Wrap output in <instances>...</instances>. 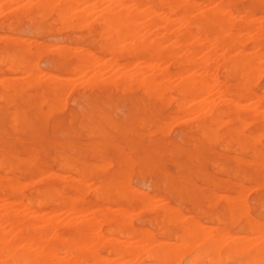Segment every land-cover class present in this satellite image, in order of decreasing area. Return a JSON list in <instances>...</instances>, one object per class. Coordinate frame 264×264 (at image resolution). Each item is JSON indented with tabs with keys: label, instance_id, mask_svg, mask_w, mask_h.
I'll return each instance as SVG.
<instances>
[{
	"label": "rangeland",
	"instance_id": "rangeland-1",
	"mask_svg": "<svg viewBox=\"0 0 264 264\" xmlns=\"http://www.w3.org/2000/svg\"><path fill=\"white\" fill-rule=\"evenodd\" d=\"M33 1H35V2H33ZM37 1L38 0H17V1L16 0H0V58H2V59H0V94H2V96L0 95L2 97V99L0 98V149L2 148L0 150V159H2L0 161V164H1L0 165V176H5V177L9 176L8 178H11L13 180L18 179L17 181H19L20 183L22 181V184L24 185L23 193L25 196L28 194L26 197L34 196L36 194V192H35L36 190L42 189L43 187L47 186L51 182L54 183V185L57 189H59L60 186L63 184H76L77 183L76 185H78L79 188H81L80 189L82 191V192L80 191L81 195L79 194V191H78V193L74 192L72 189H70L67 186H65L64 189H62L64 192L60 191L61 195L66 196L65 194H67V195H73L74 197L79 196L78 198H83V200L85 202H87V204H93L95 206L96 205H99V206L102 205L103 206V204H104V206L111 207L112 210H114L118 206L119 207V209H118L119 213H121L122 216L124 217L123 218L121 216V218L124 219V220L123 219L122 220L123 221L127 220V222H130L128 224L125 222L123 223L122 228H121L122 231L126 230L127 228H135V229L138 228L139 229L141 227L140 230L148 232L147 229H150L149 233H150V231H151V233L153 232L154 234L153 233L152 234L158 240V243L156 242L155 245L158 244V246H159V244L161 243L160 247H162V248L174 247L175 241H176V243H179L180 241H182V243L180 242L181 244L180 243L176 244L177 245L176 249L173 252H171L172 256L170 255V253L168 254L167 257L168 258L171 257V259L164 257L165 260L167 259L166 262H163L165 260L163 259V256H161V255L155 256V258L154 257L149 258L148 255L146 254V252L144 251V249H142L144 251V253H142V251H141V254L136 255V256H131L128 254H117L116 252L114 253V251L112 249L110 250L109 246H104L105 248L103 247V248L99 249L100 252L99 251L98 252L100 254L99 256L104 255L100 259H103L102 261H105V264H115V263H112V261L113 262L116 261V263L118 264V263H121L124 261H128V260L130 261L131 259H132L131 262H140L141 264L142 263L143 264L144 263L150 264V262L152 264L153 263L157 264V262H158V264H165V263L166 264H168V263L173 264L174 261H176V263H174V264H188L191 261H194L193 264H215V262H217L218 260H219V262L217 264H246V261H247V264H264V260L262 259V258H264V256L261 255V254H264V251H263L264 234H262V233H264V231H262L264 229V213H262V212H264V211L261 209L262 207H264V186H262V185H264V183H263V181H264V167H263V165H261V164H264V162L261 163V161H260L259 164L253 163V162L261 159L262 155H264V139H263L264 135L262 136L264 129H262L260 126H258L249 117L246 118L242 112L240 113V119L245 118V120L248 123L244 122L245 124L243 123V125L244 126L246 125L245 127L248 126L247 128L240 125V124H242V119L241 120L240 119H238V120L226 119L229 117L225 114H223L220 117V119L224 118L223 120H220L221 123H219L220 122L219 121L218 124L217 123L211 124L208 121V115H207L208 113L206 112L207 111L206 106L203 108V110L201 112L202 114L204 113V115L206 114L205 116L204 115L200 116V114H201L200 111L190 110L193 112L189 111V113L187 112L188 113V115H187V113L184 109L179 110L178 109L179 108L178 107V104H179L178 100H180V96L175 91H171L169 93L170 95L168 94L165 96V98H163V99H166L165 101H167L169 96L173 95L174 97L171 96V97H173V99H172L173 101L171 100V97H170L169 103L168 102L162 103L163 101L161 102V100H163V99L159 100L158 98H155V97L150 96V95L148 97V94L145 93V91L143 92L144 87L140 84L137 85L138 83L137 84L134 83L135 85H137L135 87V85L133 83L128 84V86L127 85L124 86L122 84L123 85L122 86L121 84H117V83L115 85V82L110 81L115 75L120 73L118 70H120V71L124 70L125 76L127 78H130V77L136 78L137 76L143 75V73H140V74L138 73V72H140V70H141V72L142 71L144 72L145 69L150 68V66L151 67L152 66H158V67L162 66L160 68H167L169 70H174L177 67H185V64H178L177 65L176 61H171V63L168 62L170 59L163 60L166 62H163L162 60H160V61L152 60V61L143 62L141 59L135 60V58H131L130 56L129 57L128 56L117 57L114 54L108 53L106 51V48H108L109 46L114 45V44H106V43H108L110 41L109 39L111 38L113 31L111 30L112 33L110 32V35H109V31H107L104 34L103 31H101L102 28L104 27V25L99 24L98 20L101 17L100 15H102L103 11L106 9V7H108V5H105V4L109 3V5H110L112 0H110V1L102 0L103 3H101V4L97 3L99 0H85V3H84V1H82L83 3H80L81 2V0H80V2L77 3L78 6H77V4H74V3H76V1H75V2H73L74 7H75V8L73 7L74 11H76V10L81 11V9H83L85 7L86 10L88 9L89 15L85 14L84 15L85 17L84 16L81 17L80 18L81 20H80L79 16H75V18L72 19V17L74 15L70 16V14H68L66 16H68L69 19L71 17L72 20H69L66 16H64V18H67L66 23L64 22L65 21L64 18L62 19L63 16L61 17V15H59V13H58L59 7L54 6V9H56L54 11H53V6H51L49 8L48 7L42 8L43 6L37 8L36 7ZM77 1H79V0H77ZM3 2H4V4H2ZM27 2L29 4H27ZM30 3H31V5H30ZM256 3L257 2H252L251 0H235L234 6L238 10L242 9V7L243 8L250 7L256 15L261 16V14L264 12V8H263L264 4L263 3L256 4ZM96 4H97V6H96ZM210 5H213V4H210ZM86 6H87V8H86ZM102 6L104 7L103 11H102V9H103ZM27 7H28V9H27ZM208 7H209V5L207 6V8ZM85 9H83L82 11L84 12ZM24 10H26L27 12H25ZM47 10L51 14L49 12H46ZM20 11L21 12L23 11V12L20 13ZM88 11H85V13L86 12L88 13ZM90 11H92L91 13H93V14H91ZM100 11H101V13H100ZM40 12H41V14H40ZM57 13H58V16H60L59 18H61V21L58 20L59 18L57 16ZM94 16H96V17L94 18ZM77 17H78V20H77ZM76 22H78L80 25H82V27L79 26L78 23L76 24ZM82 22H84V23H82ZM74 23L76 24V26H78L77 28L75 27ZM250 33L252 34L253 32H250ZM250 33H248V34L251 36ZM106 34H108L107 37H110L109 39L106 37ZM2 37H4V38H2ZM15 38H16V40H14ZM17 38L19 39V41L21 43L18 41ZM169 41L172 42L171 39H167L166 44H168ZM166 44H164V45H166ZM120 45H122V44H120ZM167 46H170V45H167ZM25 47L27 49H25ZM82 47H85L86 50L84 51ZM86 47H88V48H86ZM210 48L211 47H207L206 48L207 51L210 50ZM78 49H80L81 52ZM60 50H61V52H60ZM246 50L251 51V53H257L258 51H260L259 49L256 50V48L254 46H249V44H248V47L246 48ZM75 51H79V52L77 53ZM177 51H178V49H177ZM185 51L186 50L184 48H181V49L179 48V51L177 53L181 56L184 53H186ZM205 51L206 50H204V52ZM221 51H223L222 54H224L226 51L227 53L233 55L236 52H238V49L237 48H234V49L231 48L228 50L223 49ZM221 51H220V49H219V51L216 50V52H218L217 54H220ZM13 52H15V53H13ZM59 52L61 53V55L59 54ZM72 52L75 54L72 55ZM82 53L85 56H86V54L91 55V56H92V54H94V56H93L94 58L92 57L93 61L92 60L88 61V59H90V58H88L86 56L87 58L85 57V59L88 61V64H87L88 67L80 68V69H83L84 71L77 69V70H73L74 71L73 72L72 69H73L74 64L77 63V60H78L77 57L78 58L81 56L84 57L82 55ZM4 55H6V56H4ZM70 56H72V57H70ZM10 57H12V58H10ZM16 57H17L18 61L16 60ZM118 59L119 60L121 59V60L119 61ZM8 60L10 63L7 62ZM141 61L143 63H141ZM5 62H6V65H5ZM27 62H28V64H27ZM11 63L14 64V65H12L14 68L11 67V65H7V64H11ZM114 63H115V65H114ZM116 63H118V64H116ZM134 63H135V65H134ZM21 64H24V65H21ZM98 64H99L100 68L99 67L96 68V66H98ZM122 64H124L123 68L121 67ZM175 64H176V66H175ZM140 65H141V67H140ZM172 65H174L175 67L174 66L172 67ZM117 66L119 67V69L117 68ZM5 67H7L8 69L9 68L14 69L15 73L12 71V69L6 70ZM21 69H23L24 71ZM30 69H32V70H30ZM223 70H224L223 67L220 66L219 67V75L221 76L220 79H222V75H224ZM126 71L128 73H126ZM26 72H28V75ZM44 72H46V73H44ZM133 73H136V75ZM93 74H95L96 76H94ZM36 75H38V76L36 77ZM91 75H93L92 78H91ZM49 76L58 79L57 81L61 82V83H59V85L60 86L62 85L65 88V90L63 87H62V89H59L60 87H58V89L50 88L48 85V82L50 79ZM55 76H57V77H55ZM70 76H71V78H69ZM32 77L34 80L35 79L37 80L36 83H33L34 80L32 79ZM44 77L47 79H45ZM97 77H98V79H97ZM11 79L13 80L12 81L13 84H10L11 85L10 86L9 83L11 82ZM93 79L95 81H97L96 82L97 85ZM108 79L110 82L108 81ZM257 79H258V81H255L256 84H254L253 88L255 89V91L260 92L264 86L263 85L264 84V74L263 73L260 75L257 74L255 80H257ZM8 80L10 81L9 83H8ZM14 80L15 81L18 80V81H16L17 83L16 82L14 83ZM21 80L23 83L21 82ZM24 80H25V83H24ZM38 80H40L41 82ZM233 80L235 81L234 78H230L231 83H234ZM65 81H67V82H65ZM104 81H106V83ZM215 81H214V84H215ZM18 82H20V83H18ZM1 84H3V85H1ZM4 84H6L7 86H10V87H8L9 88L8 90H6L7 87L5 88ZM23 85H24V87H23ZM26 85L29 86V88L26 87ZM39 85H41V86H39ZM114 85L117 87V89H115ZM12 87L15 88V90L12 89ZM122 87H126V88L122 89ZM42 88L44 90H42ZM127 88H129V89L127 90ZM19 89L22 91L21 92L22 94L21 93L18 94L20 92ZM121 89H122V92H121ZM35 90L37 91L38 96H37ZM39 90H40V92H39ZM53 91H54V93H53ZM54 96H55V98H54ZM20 99H21V101H20ZM155 99H157V100H155ZM211 99L214 101L215 97L211 98ZM211 99H209V100H211ZM40 100H42L43 102ZM216 100H219V98L216 97ZM171 101H172V103H171ZM142 102L144 103L145 107L143 106ZM174 102L177 104H175ZM34 103H36V104H34ZM243 103H245V102L240 101V105H243ZM25 105H26V107H25ZM47 107L50 108L49 109L50 112H47V110H46ZM145 108H146V110H145ZM160 108H161V110H160ZM51 109H53V110L51 111ZM149 110H151V111H149ZM175 111H177V112L174 113ZM183 111H184V114H186L185 116L183 114ZM198 112H199V114H198ZM7 113H8V115H7ZM46 113H48V115ZM87 113H88V115H87ZM157 113H158V115H157ZM84 114H86V116ZM191 114H193V116ZM194 114L196 116V119L194 118L195 117ZM173 115H175V116L179 115V116L173 117ZM180 116H182V117H180ZM188 116L191 117V119L188 118ZM198 116H200V117L197 118ZM172 117H173V119H172ZM177 117L182 118V119L178 118V121H177ZM183 117H185V118H183ZM12 118L14 121L16 119L17 122L15 123L12 120ZM22 119H24V120H22ZM170 120L172 121L173 124L171 123ZM181 120H183V121H181ZM227 120H229V121L225 122ZM70 121H72V123ZM169 121H170V124L167 123ZM184 121H185V123H184ZM238 121H239V123H238ZM240 121H241V123H240ZM50 122H52V125ZM196 122H197V125H196ZM222 123L224 124L223 126L221 125ZM80 124H82V125H80ZM10 125H12L13 128H11ZM94 125L96 128L94 127ZM184 125H187V126H184ZM215 125H216V128H215ZM23 126L25 129L23 128ZM219 126H221L222 128L219 129ZM90 127L92 130H89ZM147 127H149L150 129H148ZM196 127H198V129ZM242 127H244L246 130L243 129ZM162 128L164 131L162 130ZM167 128H169V129H167ZM203 128H204V130H201ZM217 128H218V130H216ZM154 129H155V131L157 130L156 133H155ZM166 129H167V132H165ZM249 129H250V131H248ZM13 130H14V132H13ZM148 130L151 132H149ZM161 130H162L163 134H161ZM205 130H207V133ZM210 130L212 131L211 133H210ZM261 130H263V132ZM3 131L5 134L3 133ZM91 131H93V132H91ZM153 131H154V133L151 135V133ZM203 131H204V134L201 133ZM231 131H232L233 137L229 136ZM259 131H260V133H257ZM140 132H141V134H140ZM148 132L150 134H148ZM221 132H224L225 135L222 134L221 139H220ZM31 133L33 134V137H32ZM91 133H93V134L91 135ZM145 133H146V135H145ZM199 133H201L203 135L206 134L205 136L209 135V137L205 138L203 135H201ZM233 133H236V135ZM255 133H257L256 135L259 139V140L257 139V142L255 140L256 136H254L255 138H253V136H250L252 134L255 135ZM211 134H213L214 137ZM118 135H119V137H118ZM150 135H151V137H150ZM210 136L213 137L212 141L216 138H218V139H216L218 141L212 142ZM15 138H16V140H15ZM148 138H149V140H148ZM207 138L208 139L210 138V139L208 140ZM242 138L244 139V141L246 140L245 138H248V140H246L247 143H243L244 141L242 140ZM39 139H40V141H39ZM183 139H184V143H182ZM234 139H235V141H234ZM252 139H253V141H252ZM8 140H10V141H8ZM31 140L33 142H30ZM207 140L209 143L207 142ZM225 140H228L229 143H228V141L226 142ZM37 141H39V142L37 143ZM168 141H169V144L171 146L168 144ZM239 141L242 144V146H240V147H243L242 149H240V147L238 146V144L241 145ZM19 142H22V143H19ZM68 143H69V145H68ZM211 143H212V145H210ZM38 144H40V145H38ZM223 144H226V146L228 148L224 147L225 145H223ZM194 145H196V146H194ZM219 146L223 147V150L221 148L219 149ZM235 146H238V147H235ZM197 148H198V150H197ZM60 150L63 153H61ZM239 150H241V151L239 152ZM252 150L254 152V155H253ZM235 151H237L238 153L237 152L234 153ZM255 151H256V153H255ZM169 152H172V154ZM91 153H93L92 157H91ZM99 154L102 157L103 156L104 157L103 158L100 157ZM248 154L251 157H249ZM255 154H257V157L255 156ZM202 155H204V156L202 157ZM126 156H128L129 158ZM144 156H145V158H144ZM219 156H222V157L219 158ZM62 158L66 159V160H62ZM192 158H193V160H192ZM212 159H214V160H212ZM251 159H253V160H251ZM250 160L253 162H250ZM263 160H264V158H263ZM8 161H10L11 163H9ZM64 161H65V163L66 162L68 163V164L66 163L65 166H64ZM105 161H107L106 163L108 164V166H107V164H103ZM61 162H62V164H61ZM97 162H99V163L97 164ZM156 162H158V163H156ZM238 162H240V163H238ZM3 163L5 164L4 166H3ZM110 163L112 166L109 165ZM166 163H167V165H166ZM169 163H170V166L168 165ZM235 163H237V164H235ZM12 164L15 166V168ZM60 164H61V166L59 167ZM213 164H215V166L217 164V166L214 167ZM9 165H12V166H9ZM68 165H69V167H67ZM172 165L174 166V168ZM63 166L65 167V169L63 168ZM75 166H76V168H78L77 169L78 171L75 170ZM97 166L99 169L97 168ZM219 166H222V167H220L221 169L218 168ZM9 167L11 169L9 171H7V169H9ZM12 167H13V169H12ZM56 167H59L61 169L59 170V168H56ZM100 167H101V169H100ZM259 167H261V168H259ZM81 168H82V170H81ZM115 168H116V171H115ZM123 169L126 171H124ZM144 169H146V170H144ZM237 169L239 171H237ZM17 170H21V171H17ZM99 170H100V172H99ZM215 170L218 171L219 174L217 172L215 173ZM45 171L49 172L50 174L46 173ZM80 171L82 172L81 175H83V176L80 175V173H81ZM55 172H56V174H55ZM57 172L61 175L65 174V173L67 175L65 174V175H63L64 177L59 176V178H58L57 175H59V174ZM112 172H114V173H112ZM42 173H43V175H45V176H43V179L40 178V176H42L41 175ZM234 173L235 174L237 173V176H235ZM104 174H106V175L108 174V176H106ZM110 174H112V175L110 176ZM50 175H52L53 177ZM68 175L71 179H72L71 176H73V177L75 176L76 177V178L74 177L75 180L72 179L70 181V180H68L69 178H65ZM145 175H146V177H145ZM150 175H153V176H150ZM46 176L47 177L49 176V177L46 178ZM112 176L113 177L115 176L116 178L115 177L113 178ZM36 177H37V179L34 180ZM78 177H82L84 180H82V178H78ZM100 177H101V180H100ZM238 177H239V179H241V181L238 179ZM60 178H64V179L59 180ZM110 178H111V180H110ZM39 179L41 180V182L38 181ZM65 179H67L68 181H66ZM114 179L116 182L114 181ZM188 179H190V180H188ZM77 180H79V181H77ZM24 181H26V182H24ZM28 181H29V183H28ZM82 181H83V183H82ZM99 181H101V182H99ZM112 181H114V182H112ZM78 182H79V184H78ZM214 182H215V184H214ZM237 182H238V184H237ZM30 183H34L33 184L34 186H31ZM80 183H82L83 185L85 183V185H87L86 189H84L85 185L82 186V184H80ZM112 183H114V184H112ZM257 183H258V185H257ZM260 183H262V185ZM98 184H100L99 186H101V187H98L97 186ZM88 185L89 186L91 185L92 187L91 186L89 187ZM119 185H120V187H117ZM251 185H253V186L257 185V187H258V188L256 187L257 191H255L254 187L252 188V190L249 189V188H251L250 187ZM58 186H59V188H58ZM102 186H104L105 188H103ZM246 186H247L249 192H248V190L246 191V189H247ZM135 187L137 190L134 189ZM174 187H177V188H175L173 190ZM89 188H91V190ZM111 189L112 190L114 189L115 193H114V191L112 192ZM120 189H122V191ZM239 189H242L241 191L243 194L246 191L247 195L242 194L240 196V191L237 192V190H239ZM84 190L85 191L87 190L86 191L87 193H85ZM88 190H90V191H88ZM116 190L118 193H116ZM92 191H93V193H92ZM141 192L142 193L144 192V193L142 194ZM236 192H237V194L239 193V195H237ZM96 193L100 194L101 196H99V198H97V195H95ZM145 193L149 196L148 198H147V195ZM221 193L225 194V195H222ZM129 194L131 196H129ZM218 194H220V197L217 199ZM58 195H59V192H58V194L57 193L55 194V198H58L59 197ZM160 195L162 196L161 199L158 198V196L161 197ZM228 195H230V196H228ZM232 195H235V196L232 197ZM236 195H237V197L239 196L238 197L240 199V200L238 199L239 201L237 200ZM223 196H224V198H222ZM227 196H228V198H227ZM243 196L246 198H244ZM125 197H127V198H125ZM213 199H216L215 200L216 203ZM225 199L226 200L228 199V200L226 201ZM150 200H151V202H150ZM224 200L227 203L229 201L231 203L229 202L226 205V202ZM241 200L244 201V203L247 202L244 209L246 208V206L248 204V206H247L248 209L243 211V212H245V214H247L248 217H250L252 219V223L254 225L256 224L254 229H250L253 231L252 233L249 230V227H247V226H249V223H245V220H244L245 215L244 214L242 215V213H241V211L244 210V209H242L244 206V203H242ZM162 201H163V203H162ZM156 202H157V204L154 205V203H156ZM208 202H210V204ZM233 202H234V204H232ZM239 202H240V204L243 205V206H241V208L239 207L240 206ZM236 204L239 206H235ZM160 205H162V206L160 208H158V211H159V213H158L157 207H159ZM230 205L234 206V207L230 208ZM259 205H261L262 207ZM227 206L230 208L229 209L230 211L232 209V213H230V211L227 210L228 209ZM113 207H114V209H113ZM121 207H123V208H121ZM117 208L115 210H117ZM176 208H178V209H176ZM238 208H240L241 211ZM159 209H161L162 211H160ZM180 211H182V212H180ZM200 211L201 212L203 211V212L201 213ZM62 212H63L62 210L59 211V213H62ZM141 212L143 214H141ZM234 212H236V213L234 214ZM205 213H206V215H205ZM124 214H125V216H124ZM232 214L236 215V216H232ZM175 215H177V216H175ZM67 216H68L67 213L60 214V218L62 220H63V218L66 221L71 220L72 216L71 215H70V217L69 216L67 217ZM161 216H163V217H161ZM211 216H213V217H211ZM215 216H218L219 220H217ZM230 216L233 217L234 220H232V218ZM254 217H256V218H254ZM128 218L130 219V221ZM253 218H254V220H253ZM145 220H147V221H145ZM155 220H156V222H155ZM188 220H189V222H188ZM191 220H193V221L191 222ZM230 220H232V221H230ZM174 221H176V222H174ZM185 221H186V223L188 222L189 224H191V227L195 226V222L197 221L195 229L199 228V230H196V231L194 230V232H192V234L189 235L187 233L185 227H184V226L189 225V224L188 223L184 224ZM198 221H199V223H198ZM201 223L203 224V226L200 225ZM257 223H260L263 225L260 226V224L258 225ZM198 224L200 227L197 226ZM204 224H205V226H204ZM206 226H210L211 228L206 227ZM212 226H214L215 228L217 227L216 229L218 231L215 230ZM124 227H127V228L125 229ZM162 228H163V230H162ZM206 228H208L209 231ZM62 229H63V231H66V232L69 231V229H67L66 227H63ZM202 229L204 230V233H203ZM201 230H202V233H201ZM161 231H162V233H160ZM197 231L199 233H197V235H196ZM206 231H208V232H206ZM216 231L221 232V233L225 232L222 234H225L226 237H224V239L221 238V241H220V239L216 240V242L213 241V243H214V245L212 247L213 250L212 249L209 250L210 244L212 242V241H209L211 239V237L209 239V233H210V235L213 236ZM212 232H213V234H211ZM257 232L260 234H257ZM157 233H158V235H156ZM183 233H185V234H183ZM203 234H205V236L208 235L206 237V239L201 238V237H205ZM227 234L228 235L231 234V235H229V237H227L228 236ZM256 234L259 235L260 238ZM176 235H177V237H176ZM180 235L182 236L181 240L179 239ZM234 235H236V236H234ZM237 236H238V238H237ZM242 236L243 237L245 236V238H243ZM251 236H253V238L255 240ZM162 237L164 240L162 239ZM199 237H200V239H199ZM262 237H263V239H262ZM227 238L229 240L231 239L230 242H229V240H227ZM233 238L236 241V247H235V243H234ZM120 239H122V238H120ZM198 239L200 241V242L199 241L198 242L201 244H199V245L196 244L197 247H195L194 242H192V241L193 240L196 241ZM160 240H161V242H160ZM166 240H167V242H166ZM172 240H173V242H172ZM189 240H192L190 242L193 244L189 243ZM202 240L203 241L205 240V241L202 242ZM163 241L165 244L162 243ZM168 241L171 244L173 243L172 244L173 246L172 245L169 246ZM223 241H226V243H224ZM253 241H254V244H252ZM198 242L196 241L195 243H198ZM217 242H219V243L221 242V244L216 245ZM255 242L257 245L259 242H261L260 246L258 245V247H257V250L260 253H258L257 250L255 252V248H256ZM219 243H217V244H219ZM222 243H223V246L221 247ZM237 243H241V244L243 243V245H245V246L247 243L248 245L246 248L245 246L243 247L241 244H238L239 245L238 247L242 248V250H240L237 247ZM180 245L181 246L184 245L182 247H185V248H182ZM189 245H193L195 248L192 246L194 249L193 248H192V250L189 249L190 250L189 251V250H187V248H190ZM253 245H255V246H253ZM179 246L181 248H179ZM218 246H219V248H218ZM234 247H235L234 251L237 250L235 252H238V249H239V251H242V252H238L239 254L237 255V253H235L233 251ZM200 249L204 250V252L201 251ZM206 249H208V250H206ZM245 249H247V250H245ZM243 250H244V252H243ZM107 251H109V252H107ZM179 252H180V254H179ZM182 252L183 253L188 252V253L183 255ZM197 253H199V254H197ZM228 253H229V259L226 258V260H225V254H228ZM214 254H216V255L218 254L217 258H219V259H215L216 255H214ZM58 255L60 257H62L65 254L60 252V254H58ZM118 255H120V256H118ZM174 255H175V258H179L178 256H180V255H183V256H181L179 258L180 260H178L179 261L178 262L177 259L176 260L174 259V257H173ZM260 255L262 257H260ZM194 256H196V260H193L192 257H194ZM108 257L113 258V259H109ZM141 257H146L147 259L141 258ZM119 258H121V259H119ZM127 258H129V259H127ZM247 258H248V260H247ZM122 259H123V261H122ZM142 259L144 261H142ZM172 259H174V260H172ZM189 259L191 261H189ZM212 259L213 260L215 259L214 263L211 262ZM110 260H112V261H110ZM233 260H235V261H233ZM189 264H192V263H189Z\"/></svg>",
	"mask_w": 264,
	"mask_h": 264
},
{
	"label": "bare ground",
	"instance_id": "bare-ground-1",
	"mask_svg": "<svg viewBox=\"0 0 264 264\" xmlns=\"http://www.w3.org/2000/svg\"><path fill=\"white\" fill-rule=\"evenodd\" d=\"M17 1V0H16ZM74 4H77L79 1L77 0H38L36 2V7H41L45 8V7H51L53 6V11L56 10L54 9V6L59 7L58 13L59 15H61L62 19L64 18V16L70 14V16L74 15L72 17L75 18V16H79V19L81 17H83L85 14L89 15V11L88 9L86 10L85 7L83 9H85V11H88V13L85 11L83 12L81 9L80 10H76L74 11L73 7L74 4L73 2H75ZM82 1L85 0H81L80 3H83ZM110 1V0H108ZM252 2H257L258 3H263L264 4V0H251ZM7 2V1H6ZM10 2V1H9ZM20 2V1H19ZM18 2V3H19ZM35 2V1H33ZM97 2V1H96ZM234 2L235 0H112L111 4L109 5V3L105 4L108 5V7H106V9L104 10V7L102 9L103 13L102 15H100L101 17L99 18V24L104 25V27L102 28L101 31H103V33L105 34L107 31H109V35L110 32L112 33L111 38L107 37L108 34H106V37L110 40L108 43L106 44H114L109 46L108 48H106V51L108 53L114 54L117 57H122V56H130L131 58H135V60L137 59H141L143 62L146 61H152V60H156V61H160V60H165V59H170L168 62L171 63V61H176L177 65L178 64H185V67H177L174 70H169L167 68H160L162 66H150V68L145 69V71L138 72L143 73V75L141 76H137L136 78H127L125 76V72L118 70L120 73H118L117 75H115L110 81L115 82L117 84H123L124 86L131 83H135L137 85H142L144 87L143 92L145 91V93L148 94L150 96H153L155 98H158L159 100L165 98L166 95H168L171 91H175L179 96H180V100H178V109H184L186 111V113L190 110H195V111H200V113L202 112L203 108L206 106L207 107V115H208V121L211 124H215L223 119H220V117L225 114L227 115L229 118L226 119H230V120H238L240 119V113L242 112L243 115L246 118H250L252 121H254L258 126H260L262 129H264V86L262 88V90L260 92L255 91V89L253 88L254 84H256L255 80L257 74H264V12L260 15H256L253 10L250 7H245L240 10H238L237 8H235L234 6ZM12 3V2H11ZM79 3V4H80ZM91 3V2H90ZM97 3L101 4L103 3L102 0H99ZM4 4V2L2 3ZM9 4V3H8ZM27 4H29L27 2ZM213 4V5H210ZM31 5V3H30ZM86 5V4H85ZM209 5V7L207 8V6ZM4 6V5H3ZM10 6V5H9ZM78 6V4H77ZM90 6V5H89ZM97 6V4H96ZM264 6V5H263ZM5 8V7H4ZM3 8V9H4ZM36 8V9H37ZM75 8V7H74ZM87 8V6H86ZM91 8V7H90ZM264 8V7H263ZM9 9V8H8ZM11 9V8H10ZM28 9V7H27ZM78 9V8H77ZM52 10V9H51ZM94 10V9H93ZM25 12H27L26 10H24ZM23 12V11H22ZM20 11V13H22ZM46 12H49L48 10ZM92 11H90L91 13ZM50 13V12H49ZM57 13V16H58ZM101 13V11H100ZM25 14V13H24ZM41 14V12H40ZM51 14V13H50ZM56 14V13H55ZM93 14V13H91ZM98 14V13H97ZM60 16H58L59 18ZM68 18V16H66ZM85 17V16H84ZM87 17V16H86ZM96 16H94L95 18ZM45 18V17H44ZM67 18H64V22L66 23ZM69 19V18H68ZM71 17L69 20H72ZM93 19V18H92ZM6 20V19H5ZM58 20L61 21V18H59ZM78 20V17H77ZM81 20V19H80ZM89 20V19H88ZM143 20V21H142ZM40 21V20H39ZM52 21V20H51ZM76 21V20H75ZM87 21V20H86ZM97 21V22H98ZM85 22V21H84ZM82 22V23H84ZM91 22V21H90ZM89 22V23H90ZM93 22V21H92ZM78 22H76L77 24ZM75 24V23H74ZM75 27L77 28L78 26ZM79 24V23H78ZM84 25V24H83ZM100 25V26H101ZM67 26V25H66ZM79 26L82 27V25L79 24ZM175 26V27H174ZM65 27V26H64ZM74 27V28H75ZM80 27V28H81ZM84 27V26H83ZM88 27V26H87ZM62 28V27H61ZM69 28V27H68ZM85 28V27H84ZM91 28V27H90ZM63 29V28H62ZM82 29V28H81ZM112 30V31H111ZM59 31V30H58ZM250 32H253L252 34ZM250 33L251 36L248 34ZM91 34V33H90ZM85 35V34H84ZM88 35V34H87ZM99 35V34H98ZM86 36V35H85ZM84 36V37H85ZM101 37V36H100ZM4 38V37H2ZM89 38V37H88ZM18 39V38H17ZM87 39V38H86ZM167 39H171V41L168 42V44H166ZM10 40V39H9ZM16 40V38L14 39ZM21 40V39H20ZM19 41V39H18ZM17 42V41H16ZM15 42V43H16ZM20 42V41H19ZM87 42V41H86ZM102 42V41H101ZM21 43V42H20ZM25 43V42H24ZM26 44V43H25ZM34 44V43H33ZM104 44V43H103ZM122 44V45H120ZM166 44V45H164ZM249 46H254L257 49H259L260 51H256L257 53H251V51H247L246 48ZM170 45V46H167ZM99 46V45H98ZM24 47V46H23ZM43 47V46H42ZM45 47V46H44ZM207 47H211L210 50L207 51ZM78 48V47H77ZM83 50L85 51V47H82ZM88 48V47H86ZM179 48H184L186 51V53H184L183 55H179L177 52L179 51ZM234 49L237 48L238 52H236L235 54H229L225 51L224 54L223 49ZM25 49H27L25 47ZM178 49V51H177ZM221 51L220 54H217L218 52H216V50ZM80 50V49H78ZM82 50V51H83ZM103 50V49H102ZM204 50H206L204 52ZM54 51V50H53ZM83 51V52H84ZM99 51V50H98ZM177 51V52H176ZM237 51V50H236ZM61 52V50H60ZM59 52V54L61 55V53ZM75 52H79V51H75ZM81 52V50H80ZM100 52V51H99ZM184 52V51H183ZM15 53V52H13ZM46 53V52H45ZM44 53V54H45ZM40 54V53H39ZM58 54V55H59ZM64 54V53H63ZM75 54L72 52V55ZM92 54V53H91ZM8 55V54H7ZM82 55L84 57H77V63L74 64L73 66V70H83L80 68H86L88 67V61L92 60V57L94 56V54L91 55H87L86 56L90 59H88V61L85 59V55L82 53ZM2 56V55H1ZM6 56V55H4ZM15 56V55H14ZM13 57V56H12ZM10 57V58H12ZM72 57V56H70ZM75 57V56H74ZM86 57V58H87ZM19 58V57H18ZM94 58V57H93ZM2 59V58H0ZM14 59V58H13ZM72 59V58H71ZM172 59V60H171ZM17 60V57H16ZM119 60V59H118ZM121 60V59H120ZM119 60V61H120ZM18 61V60H17ZM65 61V60H64ZM93 61V60H92ZM95 61V60H94ZM118 61V62H119ZM141 61V63H143ZM8 63L9 60L7 61ZM91 62V61H90ZM166 62V61H163ZM167 62V63H168ZM2 63V62H1ZM19 63V62H18ZM24 63V62H23ZM35 63V62H34ZM92 63V62H91ZM123 63V62H122ZM140 63V64H141ZM4 64V63H3ZM28 64V62H27ZM93 64V63H92ZM97 64V63H96ZM103 64V63H102ZM118 64V63H116ZM6 65V62H5ZM7 65H11V67H13L12 65L14 64H7ZM24 65V64H21ZM32 65V64H31ZM91 65V64H90ZM115 65V63H114ZM120 65V64H119ZM118 65V66H119ZM131 65V64H130ZM135 65V63H134ZM146 65V64H145ZM151 65V64H150ZM92 66V65H91ZM117 66V68L119 69V67ZM174 65H172L173 67ZM176 66V64H175ZM174 66V67H175ZM222 66L223 67V71H224V75H222V79H220V75H219V67ZM8 67V66H7ZM7 67L6 70L8 69ZM24 67V66H23ZM99 67L96 66V68ZM121 67H124V64L121 65ZM141 67V65H140ZM14 68V67H13ZM29 68V67H28ZM66 68V67H65ZM100 68V67H99ZM98 68V69H99ZM130 68V67H129ZM145 68V67H144ZM143 68V69H144ZM12 69V68H9ZM8 69V70H9ZM24 69V68H23ZM21 69V70H23ZM116 69V68H115ZM127 69V68H126ZM32 70V69H30ZM65 70V69H64ZM63 70V71H64ZM12 71L15 73L14 69H12ZM24 71V70H23ZM71 71V72H72ZM84 71V70H83ZM93 71V70H92ZM139 71V70H138ZM221 71V70H220ZM35 72V71H34ZM42 72V71H41ZM70 72V73H71ZM74 72V71H73ZM77 72V71H76ZM75 72V73H76ZM100 72V71H99ZM28 75V72H26ZM46 73V72H44ZM98 73V72H97ZM126 73H128L126 71ZM221 73V72H220ZM136 75V73H133ZM30 75V74H29ZM45 75V74H44ZM73 75V74H72ZM94 76H96L95 74H93ZM91 75V78L92 76ZM134 75V76H135ZM21 76V75H20ZM38 75H36L37 77ZM52 76V75H51ZM50 77L48 85L50 88H54V89H58V87H60L59 89H62V85L60 86L59 83H61L60 81L58 82L56 78ZM98 76V75H97ZM24 77V76H23ZM27 77V76H26ZM48 77V78H49ZM57 77V76H55ZM67 77V76H66ZM261 77V76H260ZM6 78V77H5ZM9 78V77H8ZM31 78V77H30ZM40 78V77H39ZM45 78V77H44ZM59 78V77H58ZM61 78V77H60ZM64 78V77H63ZM71 78V76L69 77ZM90 78V77H89ZM111 78V77H110ZM230 78H234L235 81L233 80L234 83L230 82ZM7 79V78H6ZM17 79V78H16ZM33 79V77H32ZM47 79V78H45ZM98 79V77H97ZM96 79V80H97ZM20 80V79H19ZM23 80V79H22ZM21 80V82H22ZM28 80V79H27ZM26 80V81H27ZM34 80V79H33ZM41 80V79H40ZM38 80V81H40ZM86 80V79H85ZM94 80V79H93ZM216 80V81H215ZM12 79L11 82L8 80L9 85L13 84L12 83ZM18 81V80H16ZM14 80V83L16 82ZM36 79L34 80L33 83H36ZM48 81V80H47ZM107 81V80H106ZM106 81H104L106 83ZM109 81V79H108ZM109 81V82H110ZM215 81V84H214ZM28 82V81H27ZM41 82V81H40ZM67 82V81H65ZM87 82V81H86ZM94 82L96 83L97 81L94 80ZM108 82V83H109ZM217 82V83H216ZM255 82V83H254ZM17 83V82H16ZM20 83V82H18ZM23 83V82H22ZM25 83V80H24ZM89 83V82H88ZM7 84V83H6ZM6 84H4V87L8 90L10 86H7ZM90 84V83H89ZM134 84V85H135ZM258 84V83H257ZM3 85V84H1ZM22 85V84H21ZM79 85V84H78ZM92 85V84H91ZM97 85V83H96ZM114 85V86H115ZM122 85V86H123ZM135 85V87L137 86ZM264 85V84H263ZM34 86V85H33ZM32 86V87H33ZM36 86V85H35ZM41 86V85H39ZM24 87V85H23ZM26 87L29 88V86L26 85ZM25 87V88H26ZM4 88V89H5ZM31 88V87H30ZM41 88V87H40ZM64 88V87H63ZM74 88V87H73ZM126 88V87H122ZM12 89L15 90V88L12 87ZM21 89V88H20ZM19 89V93L20 94L22 91ZM115 89H117V87L115 86ZM121 89V92H122ZM129 88H127L128 90ZM138 89V88H137ZM41 90V89H40ZM39 90V92H40ZM42 90H44L42 88ZM65 90V88H64ZM67 90V89H66ZM112 90V89H111ZM36 91V90H35ZM16 92V91H15ZM54 93V91H53ZM67 93V92H66ZM113 93V92H112ZM116 93V92H115ZM127 93V92H126ZM22 94V93H21ZM37 94V91H36ZM52 94V93H51ZM125 94V93H124ZM2 96V94H0ZM34 95V94H33ZM170 95V94H169ZM0 96V98L2 99V97ZM38 96V94H37ZM48 96V95H47ZM173 96V95H171ZM169 96V98L171 97ZM176 96V95H175ZM4 97V96H3ZM35 97V96H34ZM174 97V96H173ZM173 97H171V100L173 99ZM214 101L211 98H214ZM216 97L219 98V100H216ZM33 98V97H32ZM36 98V97H35ZM55 98V96H54ZM169 98L167 99V101H165L166 99L161 100L162 103L168 102L169 103ZM176 98V97H175ZM211 99V100H209ZM157 100V99H155ZM175 100V99H174ZM209 100V101H208ZM5 101V100H4ZM18 101V100H17ZM21 101V99H20ZM42 101V100H40ZM60 101V100H59ZM173 101V100H172ZM171 101V103H172ZM240 101H243L245 103H243V105H240ZM7 102V101H6ZM35 102V101H34ZM39 102V101H38ZM43 102V101H42ZM45 102V101H44ZM109 102V101H108ZM112 102V101H111ZM18 103V102H17ZM113 103V102H112ZM117 103V102H116ZM143 103V102H142ZM167 103V104H168ZM175 103V102H174ZM5 104V103H4ZM36 104V103H34ZM177 104V103H175ZM61 105V104H60ZM49 106V105H48ZM59 106V105H58ZM144 106V103H143ZM26 107V105H25ZM50 107V106H49ZM145 107V106H144ZM32 108V107H31ZM52 108V107H51ZM62 108V107H61ZM167 108V107H166ZM50 108L47 107V112L49 111ZM149 109V108H148ZM165 109V108H164ZM177 109V108H176ZM177 109V110H178ZM31 110V109H30ZM53 109H51L52 111ZM58 110V109H57ZM146 110V108H145ZM161 110V108H160ZM167 110V109H166ZM188 110V111H187ZM14 111V110H13ZM148 111V110H147ZM151 111V110H149ZM171 111V110H170ZM174 111V110H173ZM12 112V111H11ZM17 112V111H16ZM32 112V111H31ZM177 111H175L174 113H176ZM193 112V111H190ZM40 113V112H39ZM146 113V112H145ZM152 113V112H151ZM170 113V112H169ZM187 113V115H188ZM38 114V113H37ZM48 115V113H46ZM173 114V113H172ZM184 114V111H183ZM196 114V113H195ZM194 114V116H195ZM199 114V112H198ZM8 115V113H7ZM6 115V116H7ZM15 115V114H14ZM86 116V114H84ZM88 115V113H87ZM158 115V113H157ZM186 114H184L185 116ZM193 116V114H191ZM204 115V113L200 114ZM206 115V114H205ZM204 115V116H205ZM17 116V115H16ZM39 116V115H38ZM162 116V115H161ZM179 116V115H176ZM175 115H173V117H176ZM200 116H198L197 118H199ZM12 117V116H11ZM14 117V116H13ZM36 117V116H35ZM44 117V116H43ZM101 117V116H100ZM116 117V116H115ZM172 117V119H173ZM182 117V116H180ZM6 118V117H5ZM38 118V117H37ZM46 118V117H45ZM177 117V121H178ZM185 118V117H183ZM188 118L191 119V117L188 116ZM196 119V116L194 117ZM4 119V118H3ZM86 119V118H85ZM90 119V118H89ZM182 119V118H179ZM194 119V120H195ZM225 119V120H226ZM242 119V118H241ZM240 119V120H241ZM13 120V118H12ZM24 120V119H22ZM26 120V119H25ZM47 120V119H46ZM54 120V119H53ZM88 120V119H87ZM142 120V119H141ZM154 120V119H153ZM186 120V119H185ZM189 120V119H188ZM244 120V121H243ZM250 120V121H251ZM14 121V120H13ZM27 121V120H26ZM61 121V120H60ZM59 121V122H60ZM89 121V120H88ZM171 121V120H170ZM170 121L167 122L170 124ZM176 121V120H175ZM183 121V120H181ZM180 121V122H181ZM187 121V120H186ZM199 121V120H198ZM229 120L225 121L228 122ZM249 121V120H248ZM15 123L17 122L16 119L14 121ZM23 122V121H22ZM21 122V123H22ZM72 123V121H70ZM143 122V121H142ZM224 122V123H225ZM246 122L248 123L245 118L242 119V126L243 123ZM20 123V122H19ZM24 123V122H23ZM22 123V124H23ZM52 125V122H50ZM172 123V121H171ZM175 123V122H174ZM182 123V122H181ZM180 123V124H181ZM185 123V121H184ZM195 123V122H194ZM193 123V124H194ZM221 123V121L219 122ZM239 123V121H238ZM241 123V121H240ZM48 124V123H47ZM62 124V123H61ZM64 124V123H63ZM173 124V123H172ZM245 124V123H244ZM15 125V124H14ZM41 125V124H40ZM82 125V124H80ZM151 125V124H150ZM178 125V124H177ZM197 125V122H196ZM222 126L224 125L223 123L221 124ZM239 125V126H240ZM248 125V124H247ZM16 126V125H15ZM18 126V125H17ZM33 126V125H32ZM187 126V125H184ZM246 126V125H245ZM244 126V127H245ZM11 128H13L12 125H10ZM63 127V126H62ZM81 127V126H80ZM95 127V125H94ZM162 127V126H161ZM172 127V126H171ZM242 127L243 129L247 128V127ZM9 128V127H8ZM24 128V126H23ZM43 128V127H42ZM48 128V127H47ZM83 128V127H82ZM96 128V127H95ZM148 129H150L149 127H147ZM198 129V127H196ZM216 128V125H215ZM214 128V129H215ZM222 127L219 126V129H221ZM257 128V127H256ZM25 129V128H24ZM141 129V128H140ZM169 129V128H167ZM167 129L165 130V132H167ZM233 129V128H232ZM15 130V129H14ZM13 130V132H14ZM62 130V129H61ZM83 130V129H82ZM87 130V129H86ZM89 130H92L91 127ZM163 130V128H162ZM161 130V134L162 133ZM201 130H204L201 129ZM212 130V129H211ZM210 130V133L212 132ZM218 130V128L216 129ZM246 130V129H245ZM16 131V130H15ZM24 131V130H23ZM22 131V132H23ZM30 131V130H29ZM63 131V130H62ZM149 131V130H148ZM155 131V129H154ZM154 131L151 133V135L154 133ZM164 131V130H163ZM207 133V130H205ZM209 131V130H208ZM240 131V130H239ZM250 131V129L248 130ZM247 131V132H248ZM263 132V130H261ZM17 132V131H16ZM15 132V133H16ZM75 132V131H74ZM93 132V131H91ZM151 132V131H149ZM148 132V134H150ZM157 132V130L155 131V133ZM164 132V133H165ZM234 132V131H233ZM237 132V131H236ZM4 133V131H3ZM68 133V132H67ZM204 134V131L201 132ZM199 133V134H201ZM209 133V132H208ZM257 133H260L257 132ZM257 133H255V135H250L253 136V138H255L254 136H256L255 140L257 142ZM5 134V133H4ZM32 134V133H31ZM93 133H91L92 135ZM141 134V132H140ZM143 134V133H142ZM201 134V135H203ZM225 135L224 132H221L220 134V139H221V135ZM231 134V135H230ZM229 136H232V131L230 132ZM236 135V133H233ZM27 135V134H26ZM90 135V134H89ZM90 135V136H91ZM103 135V134H102ZM136 135V134H135ZM146 135V133H145ZM150 135V137H151ZM206 135V134H205ZM203 135L205 138L209 137V135L205 136ZM213 136V134H211ZM264 135V132L262 134V136ZM9 136V135H8ZM7 137V136H6ZM16 137V136H15ZM19 137V136H18ZM33 137V134H32ZM56 137V136H55ZM119 137V135H118ZM142 137V136H141ZM214 137V136H213ZM213 137L210 136L211 141L213 139ZM233 137V136H232ZM236 137V136H235ZM264 137V136H263ZM51 138V137H50ZM88 138V137H87ZM190 138V137H189ZM193 138V137H192ZM197 138V137H196ZM209 138V139H210ZM25 139V138H24ZM34 139V138H33ZM208 139V138H207ZM208 139V140H209ZM218 139V138H216ZM214 139L212 142L214 141H218ZM246 140H248V138H245ZM251 139V138H250ZM264 139V138H263ZM16 140V138H15ZM26 140V139H25ZM47 140V139H46ZM149 140V138H148ZM207 140V142H208ZM233 140V139H232ZM242 140L244 141V139L242 138ZM245 140V141H246ZM259 140V139H258ZM10 141V140H8ZM40 141V139H39ZM37 141V143L39 142ZM196 141V140H195ZM210 141V142H211ZM222 141V140H221ZM226 142L228 140H225ZM235 141V139H234ZM243 143H247L246 142ZM253 141V139H252ZM26 142V141H25ZM24 142V143H25ZM30 142H33L32 140ZM62 142V141H61ZM240 142V141H239ZM22 143V142H19ZM27 143V142H26ZM52 143V142H51ZM55 143V142H54ZM184 143V139L183 142ZM189 143V142H188ZM195 143V142H194ZM209 143V142H208ZM229 143V141H228ZM252 143V142H251ZM42 144V143H41ZM169 144V141H168ZM191 144V143H190ZM227 144V143H226ZM226 144L224 147L228 148L226 146ZM241 144V142H240ZM15 145V144H14ZM30 145V144H29ZM32 145V144H31ZM34 145V144H33ZM40 145V144H38ZM67 145V144H66ZM69 145V143H68ZM91 145V144H90ZM170 145V144H169ZM173 145V144H172ZM189 145V144H188ZM197 145V144H196ZM194 145V146H196ZM212 145V143L210 144ZM221 145V144H220ZM237 145V144H236ZM63 146V145H62ZM123 146V145H122ZM165 146V145H164ZM171 146V145H170ZM238 146H242L238 144ZM235 146V147H238ZM247 146V145H246ZM90 147V146H89ZM216 147V146H215ZM250 147V146H249ZM61 148V147H60ZM199 148V147H198ZM197 148V150H198ZM223 150V147L219 146V149ZM243 147H240V149H242ZM2 149V148H1ZM0 149V150H1ZM77 149V148H76ZM119 150V149H118ZM254 150V149H253ZM252 150V152H253ZM63 151V150H62ZM131 151V150H130ZM158 151V150H157ZM241 150H239L240 152ZM30 152V151H29ZM61 152V150H60ZM136 152V151H135ZM138 152V151H137ZM162 152V151H161ZM237 151H235L234 153H236ZM63 153V152H61ZM81 153V152H80ZM142 153V152H141ZM172 154V152H169ZM174 153V152H173ZM201 153V152H200ZM238 153V152H237ZM256 153V151H255ZM126 154V153H125ZM162 154V153H161ZM168 154V153H167ZM170 154V155H171ZM5 155V154H4ZM3 155V156H4ZM93 153H91V157H92ZM100 155V154H99ZM179 155V154H178ZM249 155V154H248ZM254 155V152H253ZM252 155V156H253ZM204 155H202L203 157ZM255 156L257 157V154H255ZM100 157H102L100 155ZM104 157V156H103ZM102 157V158H103ZM107 157V156H106ZM128 157V156H126ZM135 157V156H134ZM179 157V156H178ZM222 156H219V158ZM249 157H251L249 155ZM4 158V157H3ZM53 158V157H52ZM61 158V157H60ZM108 158V157H107ZM129 158V157H128ZM145 158V156H144ZM216 158V157H215ZM264 155H262V160L259 159L258 161H251L253 159L250 160V162L253 163H258L261 161V163L264 162L263 160ZM109 159V158H108ZM141 159V158H140ZM2 159H0L1 161ZM33 160V159H32ZM55 160V159H54ZM62 160H66L63 159ZM68 160V159H67ZM101 160V159H100ZM111 160V159H110ZM148 160V159H147ZM193 160V158H192ZM197 160V159H196ZM214 160V159H212ZM221 160V159H220ZM104 161V160H103ZM108 161V160H107ZM105 161L103 164H107ZM241 161V160H240ZM9 163H11L10 161H8ZM54 162V161H53ZM109 162V161H108ZM129 162V161H128ZM139 162V161H138ZM213 162V161H212ZM67 163V162H66ZM65 161H64V166L66 165ZM80 163V162H79ZM94 163V162H93ZM99 162H97L98 164ZM113 163V162H112ZM132 163V162H131ZM158 163V162H156ZM162 163V162H161ZM240 163V162H238ZM42 164V163H41ZM45 164V163H44ZM62 164V162H61ZM61 164L59 165V167L61 166ZM68 164V163H67ZM88 164V163H87ZM96 164V165H97ZM129 164V163H128ZM153 164V163H152ZM237 164V163H235ZM1 165V164H0ZM5 164L3 163V166ZM13 165V164H12ZM9 165V166H12ZM40 165V164H39ZM95 165V164H94ZM93 165V166H94ZM111 165V163L109 164ZM114 165V164H113ZM126 165V164H125ZM150 165V164H149ZM167 165V163H166ZM170 166V163L168 164ZM214 167L215 164H213ZM264 167V164H261ZM14 166V165H13ZM63 166V168L65 169V167ZM87 166V165H86ZM91 166V165H90ZM108 166V164H107ZM112 166V165H111ZM117 166V165H116ZM173 166V165H172ZM40 167V166H39ZM56 167V168H59ZM69 167V165L67 166ZM96 167V166H95ZM110 167V166H109ZM138 167V166H137ZM219 166L218 168L221 169ZM240 167V166H239ZM15 168V166H14ZM98 168V166H97ZM152 168V167H151ZM169 168V167H168ZM172 168V167H171ZM174 168V166H173ZM203 168V167H202ZM212 168V167H211ZM261 168V167H259ZM11 168L9 167V169H7V171H9ZM13 169V167H12ZM61 168H59L60 170ZM78 168H76L75 166V170H77ZM90 169V168H89ZM88 169V170H89ZM99 169V168H98ZM101 169V167H100ZM165 169V168H164ZM181 169V168H180ZM46 170V169H45ZM52 170V169H51ZM82 170V168H81ZM87 170V171H88ZM93 170V169H92ZM124 170V169H123ZM146 170V169H144ZM175 170V169H174ZM231 170V169H230ZM17 171H21V170H17ZM47 171V170H46ZM45 171V172H46ZM53 171V170H52ZM57 171V170H56ZM62 171V170H61ZM102 171V170H101ZM116 171V168H115ZM119 171V170H118ZM126 171V170H124ZM143 171V170H142ZM221 171V170H220ZM237 171H239L237 169ZM54 172V171H53ZM74 172V171H73ZM81 172V171H80ZM84 172V171H83ZM100 172V170H99ZM120 172V171H119ZM218 173V171L215 170V173ZM49 173V172H46ZM52 173V172H51ZM58 173V172H57ZM85 173V172H84ZM88 173V172H87ZM95 173V172H94ZM97 173V172H96ZM102 173V172H101ZM111 173V172H110ZM114 173V172H112ZM154 173V172H153ZM50 174V173H49ZM53 174V173H52ZM56 174V172H55ZM54 174V175H55ZM59 174V173H58ZM66 174V173H65ZM63 174V175H65ZM82 174V172L80 173V175ZM99 174V173H98ZM103 174V173H102ZM126 174V173H125ZM219 174V173H218ZM31 175V174H30ZM42 176H40L41 179H43V173L41 174ZM61 174L57 175L58 178L59 176H63ZM67 175V174H66ZM90 175V174H89ZM95 175V174H94ZM97 175V174H96ZM106 175V174H104ZM112 174H110L111 176ZM127 175V174H126ZM235 176H237V173L235 174ZM14 176V175H13ZM52 176V175H50ZM71 176V175H70ZM83 176V175H81ZM98 176V175H97ZM108 176V174L106 175ZM117 176V175H116ZM153 176V175H150ZM164 176V175H163ZM234 176V177H235ZM244 176V175H243ZM9 176L5 177V176H0V264H105V261H102L103 259H100L101 257H103L104 255L99 256V249L103 248L104 246H109L110 250L112 249L114 251V253L116 252L117 254H128L131 256H136L144 253V251L146 252V254L148 255L149 258L161 255L164 257H167L168 254L171 252H173L177 245L180 242L182 243V241H180L179 243L174 244V247H166V248H162L160 247V244L158 246L155 245V243H158V240L155 238V236L151 233H149L150 229H147L148 232L140 230V228L135 229V228H127L124 227L126 230L122 231V225L123 223H130L126 221H123L124 217L122 216L121 213H119L118 209L117 210L111 209V207L108 206H103L102 205H93V204H87V202H85L83 200V198H78V197H74L73 195H67L66 196H62L61 192H64L62 189H64L65 186L69 187L70 189H72L74 192L79 191L80 194V189L78 185L76 184H63L60 186H58L59 189H57L54 185V183H49L47 186L43 187L42 189H38L36 190V194L32 197H26L23 193V188L24 185L19 181H17L16 179L13 180L11 178H8ZM49 177V176H48ZM46 176V178H48ZM53 177V176H52ZM56 177V176H55ZM64 177V176H63ZM73 180H75V178L73 176H71ZM113 177V176H112ZM111 177V178H112ZM115 177V176H114ZM113 177V178H114ZM123 177V176H122ZM121 177V178H122ZM125 177V176H124ZM146 177V175H145ZM16 178V177H15ZM57 178V177H56ZM65 178H69L68 180H72L69 175L66 176ZM78 178H82V177H78ZM110 178V180H111ZM116 178V177H115ZM119 178V177H118ZM151 178V177H150ZM165 178V177H164ZM163 178V179H164ZM170 178V177H169ZM204 178V177H203ZM249 178V177H248ZM37 177L34 179L36 180ZM64 178H60L59 180H63ZM93 179V178H92ZM239 179V177H238ZM48 180V179H47ZM66 181H68L67 179H65ZM81 180V179H80ZM82 180H84L82 178ZM86 180V179H85ZM95 180V179H94ZM99 180V179H98ZM101 180V177H100ZM113 180V179H112ZM167 180V179H166ZM190 180V179H188ZM201 180V179H200ZM241 181V179H239ZM39 182H41V180H38ZM54 181V180H53ZM79 181V180H77ZM106 181V180H105ZM115 181V179H114ZM112 181V182H114ZM161 181V180H160ZM173 181V180H172ZM26 182V181H24ZM31 182V181H30ZM60 182V181H59ZM85 182V181H84ZM92 182V181H91ZM101 182V181H99ZM98 182V183H99ZM116 182V181H115ZM176 182V181H175ZM195 182V181H194ZM201 182V181H200ZM235 182V181H234ZM29 183V181H28ZM35 183V182H34ZM34 183H30L31 186H34ZM83 183V181H82ZM80 183V184H82ZM87 183V182H86ZM155 183V182H154ZM181 183V182H180ZM187 183V182H186ZM264 183V181H263ZM79 184V182H78ZM89 184V183H88ZM114 184V183H112ZM166 184V183H165ZM169 184V183H168ZM215 184V182H214ZM238 184V182H237ZM262 185V183H260ZM85 185V183H84ZM82 184V186H84ZM100 184H98V187ZM111 185V184H110ZM258 185V183H257ZM257 185L253 186L251 185L249 189L252 190V188L254 187L255 191ZM81 186V187H82ZM86 186L84 187V189H86ZM89 186V185H88ZM91 186V185H90ZM89 186V187H90ZM112 186V185H111ZM179 186V185H178ZM183 186V185H182ZM203 186V185H202ZM201 186V187H202ZM264 186V185H262ZM92 187V186H91ZM97 187V188H98ZM103 188H105L104 186H102ZM110 187V186H109ZM117 187H120L117 186ZM161 187V186H160ZM228 187V186H227ZM35 188V187H34ZM88 188V187H87ZM112 188V187H111ZM177 188L174 187L173 190ZM232 188V187H231ZM241 188V187H240ZM247 188V186H246ZM258 188V187H257ZM260 188V187H259ZM32 189V188H31ZM30 189V190H31ZM91 190V188H89ZM93 189V188H92ZM96 189V188H95ZM135 190L136 187L134 188ZM154 189V188H153ZM158 189V188H157ZM180 189V188H179ZM88 190V191H90ZM101 190V189H100ZM112 190V189H111ZM122 191V189H120ZM171 190V189H170ZM181 190V189H180ZM230 190V189H229ZM242 189L237 190V192L240 191V196L243 194ZM248 190V188L246 189V191ZM66 191V190H65ZM85 191V190H84ZM83 191V192H84ZM87 191V190H86ZM85 191V193H87ZM102 191V190H101ZM105 191V190H104ZM109 191V190H108ZM114 191V189L112 190V192ZM139 191V190H138ZM176 191V190H175ZM246 191L244 192V194L247 195ZM29 192V191H28ZM34 192V193H35ZM59 192V197L55 198V194H58ZM82 192V191H81ZM111 192V193H112ZM127 192V191H126ZM134 192V191H133ZM136 192V191H135ZM140 192V191H139ZM227 192V191H226ZM236 192V194H237ZM249 192V190H248ZM73 193V192H72ZM84 193V194H85ZM93 193V191H92ZM115 193V191H114ZM116 193L117 190H116ZM142 193V192H141ZM144 193V192H143ZM142 193V194H143ZM159 193V192H158ZM215 193V192H214ZM146 194V193H145ZM144 194V195H145ZM216 194V193H215ZM222 194V193H221ZM243 194V195H244ZM250 194V193H249ZM258 194V193H257ZM81 195V194H80ZM86 195V194H85ZM95 195H97V198H99V196H101L100 194L96 193ZM138 195V194H137ZM147 195V194H146ZM158 195V194H157ZM178 195V194H177ZM225 195V194H222ZM239 195V193L237 194ZM236 195V197H237ZM245 195V196H246ZM84 196V195H83ZM82 196V197H83ZM94 196V195H93ZM92 196V197H93ZM118 196V195H117ZM129 196H131L129 194ZM161 196V195H160ZM180 196V195H179ZM178 196V197H179ZM230 196V195H228ZM227 196V198H228ZM235 195H232V197H234ZM142 197V196H141ZM149 196L147 195V198ZM220 197V194H218L217 199ZM231 197V198H232ZM239 197V196H238ZM237 197V200L239 199ZM244 197V196H243ZM127 198V197H125ZM124 198V199H125ZM132 198V197H131ZM159 199L162 198L158 196ZM216 198V197H215ZM224 198V196L222 197ZM246 198V197H244ZM255 198V197H254ZM95 199V198H94ZM119 199V198H118ZM122 199V198H121ZM242 199V198H241ZM253 199V198H252ZM88 200V199H87ZM90 200V199H89ZM214 201L216 199H213ZM226 200V199H225ZM224 200V201H225ZM228 200V199H227ZM226 200V201H227ZM240 200V199H239ZM238 200V201H239ZM96 201V200H95ZM131 201V200H130ZM147 201V200H146ZM149 201V200H148ZM225 201V202H226ZM242 201V200H241ZM240 201V202H241ZM246 201V200H245ZM123 202V201H122ZM151 202V200H150ZM166 202V201H165ZM230 202V201H229ZM228 202V203H229ZM239 202V204H240ZM115 203V202H114ZM163 203V201H162ZM210 204V202H208ZM216 203V201H215ZM226 202V205L228 204ZM231 203V202H230ZM238 203V202H237ZM242 203H244V201H242ZM247 203V202H246ZM246 203H244V206L242 204L239 205H235V206H239L241 208V206H243L242 209H244ZM258 203V202H257ZM152 204V203H151ZM157 204L154 203V205ZM234 204V202L232 203ZM167 205V204H166ZM128 206V205H127ZM134 206V205H133ZM140 206V205H139ZM157 206V205H156ZM162 205H160L159 207H157V211L158 208H160ZM248 206V204H247ZM244 209L241 211L240 208H238L242 215H245V223H249V230L250 229H254L255 225L252 223V219L250 217H248L247 214H245V210H247L248 208ZM261 206V205H259ZM153 207V206H152ZM164 207V206H163ZM228 207V206H227ZM234 207L230 205V208ZM262 207V206H261ZM260 207V208H261ZM123 208V207H121ZM169 208V207H168ZM171 208V207H170ZM228 207L227 210L230 209ZM254 208V207H253ZM264 207H262L261 209L264 211L263 209ZM154 209V208H153ZM178 209V208H176ZM199 209V208H198ZM204 209V208H203ZM250 209V208H249ZM62 210V213H59V211ZM121 210V209H120ZM151 210V209H150ZM155 210V209H154ZM160 211H162L161 209H159ZM169 210V209H168ZM200 210V209H199ZM177 211V210H176ZM223 211V210H222ZM221 211V212H222ZM230 211V210H229ZM234 211V210H233ZM139 212V211H138ZM182 212V211H180ZM197 212V211H196ZM201 212V211H200ZM203 212V211H202ZM201 212V213H202ZM205 212V211H204ZM67 213L68 216L70 217V215L72 216L71 220H65L63 218V220L60 218V214H65ZM137 213V212H136ZM159 213V211H158ZM166 213V212H165ZM175 213V212H174ZM185 213V212H184ZM192 213V212H191ZM230 213H232V209L230 211ZM236 212H234L235 214ZM240 213V214H241ZM264 213V212H262ZM133 214V213H132ZM141 214H143L141 212ZM186 214V213H185ZM220 214V213H219ZM260 214V213H259ZM167 215V214H166ZM206 215V213H205ZM216 215V214H215ZM230 215V214H229ZM247 215V216H246ZM251 215V214H250ZM67 216V217H68ZM121 216L123 218H121ZM125 216V214H124ZM138 216V215H137ZM144 216V215H143ZM177 216V215H175ZM232 216H236L233 215ZM259 216V215H258ZM163 217V216H161ZM183 217V216H182ZM213 217V216H211ZM217 220L218 216H215ZM231 217V216H230ZM239 217V216H238ZM171 218V217H170ZM190 218V217H189ZM188 218V219H189ZM232 220L233 217H231ZM256 218V217H254ZM253 218V220H254ZM263 218V217H262ZM123 219V220H122ZM129 219V218H128ZM169 219V218H168ZM172 219V218H171ZM184 219V218H183ZM195 219V218H194ZM211 219V218H210ZM65 220V221H64ZM148 220V219H147ZM145 220V221H147ZM167 220V219H166ZM186 220V219H185ZM190 220V219H189ZM188 220V222H189ZM214 220V219H213ZM230 220V221H232ZM237 220V219H236ZM256 220V219H255ZM130 221V219H129ZM164 221V220H163ZM162 221V222H163ZM171 221V220H170ZM187 221V220H186ZM185 221L184 224H187ZM193 220H191L192 222ZM212 221V220H211ZM132 222V221H131ZM144 222V221H143ZM156 222V220H155ZM168 222V221H167ZM173 222V221H172ZM176 222V221H174ZM182 222V221H181ZM195 222V221H194ZM197 222V221H196ZM196 222H195V226L191 227V224L184 226L187 233L190 235L192 234V232H194V230H199L195 229L196 227ZM243 222V221H242ZM258 222V221H257ZM169 223V222H168ZM199 223V221H198ZM231 223V222H230ZM239 223V222H238ZM244 223V224H245ZM255 223V222H254ZM225 224V223H224ZM258 225L260 223H257ZM141 225V224H140ZM174 225V224H173ZM200 225L203 226V224L201 223ZM236 225V224H235ZM248 225V224H247ZM263 224H260V226ZM159 226V225H158ZM198 227L199 224L197 225ZM205 226V224H204ZM216 226V225H215ZM259 226V227H260ZM63 227H66L67 229H69V231H63ZM148 227V226H147ZM151 227V226H150ZM179 227V226H178ZM206 227H210V226H206ZM215 230H217L214 226H212ZM145 228V227H144ZM193 228V229H192ZM204 228V227H203ZM211 228V227H210ZM240 228V227H239ZM244 228V227H243ZM261 228V227H260ZM208 230V228H206ZM163 230V228H162ZM203 230V229H202ZM201 230V233H202ZM212 230V229H211ZM158 231V230H157ZM156 231V232H157ZM209 231V230H208ZM206 231V232H208ZM218 231V230H217ZM215 232L214 235H210L209 233V239L211 237V239L209 241H212L210 244V249L213 250V241L216 242V240L221 238L224 239V237H226L225 232ZM251 233L253 232L252 230H250ZM264 231V229L262 230ZM171 232V231H170ZM205 232V233H206ZM261 232V231H260ZM162 233V231L160 232ZM199 233L198 231L196 232ZM204 233V230H203ZM244 233V232H243ZM185 234V233H183ZM213 234V232L211 233ZM257 234H260L257 232ZM256 234V235H257ZM264 234V233H262ZM158 235V233L156 234ZM187 235V234H186ZM205 236V234H203ZM228 235V234H227ZM231 235V234H229ZM229 235L227 237H229ZM242 235V234H241ZM255 235V236H256ZM208 235H206L205 237H201V238H205ZM236 236V235H234ZM240 236V235H239ZM259 238L260 236L257 235ZM262 236V235H261ZM177 237V235H176ZM181 235H180V240H181ZM232 237V236H231ZM243 237V236H242ZM253 238V236H251ZM122 238V239H120ZM236 238V237H235ZM238 238V236H237ZM245 238V236L243 237ZM242 238V239H243ZM251 238V239H252ZM161 239V238H160ZM163 239V237H162ZM175 239V238H174ZM187 239V238H186ZM200 239V237H199ZM196 240L197 242L199 241ZM249 239V238H248ZM254 239V238H253ZM263 239V237H262ZM164 240V239H163ZM227 240H229L227 238ZM226 240V241H227ZM231 240V239H230ZM229 240V242H230ZM234 240V238H233ZM244 240V239H243ZM255 240V239H254ZM259 240V239H258ZM171 241V240H170ZM184 241V240H183ZM189 240V243H191ZM196 241H192L194 242L195 247L196 244H201V243H195ZM205 241V240H204ZM202 240V242H204ZM226 241H223L224 243H226ZM249 241V240H248ZM161 242V240H160ZM167 242V240H166ZM173 242V240H172ZM185 242V241H184ZM188 242V241H187ZM228 242V243H229ZM232 242V241H231ZM238 242V241H237ZM257 242V241H256ZM256 248H255V252L257 250L258 245L260 246V243H258V245L256 244ZM164 243V241L162 242ZM180 243V244H181ZM219 243V242H217ZM216 245H220L221 242L219 244ZM233 243V242H232ZM235 243V247H236V241L234 240ZM165 244V243H164ZM173 244V243H172ZM169 241H168V245L171 246L172 245ZM193 244V243H191ZM238 244L241 243H237V247L239 246ZM254 244V241L253 243ZM251 244V245H252ZM167 245V246H168ZM176 245V246H175ZM187 245V244H186ZM231 245V244H230ZM243 247L245 245H243V243L241 244ZM240 245V246H241ZM247 243H246V248H247ZM253 245V246H255ZM173 246V245H172ZM181 246V245H180ZM179 246V248L181 247ZM193 245H189L190 248H187V250L191 249L194 247H192ZM223 246V243L221 245V247ZM194 247V248H195ZM215 247V246H214ZM232 247V246H231ZM235 247L233 248V251L235 249ZM250 247V246H249ZM262 247V246H261ZM105 248V247H104ZM174 248V249H173ZM185 248V247H182ZM193 248V249H194ZM219 248V246H218ZM217 248V249H218ZM239 248V247H238ZM251 248V247H250ZM144 249V251L142 250ZM199 249V248H198ZM197 249V250H198ZM221 249V248H220ZM219 249V250H220ZM240 250H242V248H239ZM238 252H242L239 251ZM249 249V248H248ZM109 250V251H110ZM186 250V249H185ZM186 250V251H187ZM201 250V249H200ZM199 250V251H200ZM208 250V249H206ZM247 250V249H245ZM99 251V252H98ZM107 251V252H109ZM190 251V250H189ZM204 252V250H201ZM237 251V250H235ZM234 251V252H235ZM258 251V250H257ZM264 251V248H263ZM60 252L64 253L65 255L60 257L58 254H60ZM106 252V253H107ZM238 252L237 255L239 254ZM244 252V250H243ZM183 253V252H182ZM188 253V252H186ZM186 253H183L186 254ZM196 253V252H195ZM194 253V254H195ZM258 253H260L258 251ZM257 253V254H258ZM178 254V253H177ZM180 254V252H179ZM199 254V253H197ZM106 255V254H105ZM183 255L178 256L179 258ZM191 255V254H190ZM216 255V254H214ZM218 255V254H217ZM216 255L215 259H219L217 258L218 256ZM262 256H264V254H261ZM260 255V257H262ZM113 256V255H112ZM120 256V255H118ZM122 256V255H121ZM146 256V255H145ZM172 256V255H171ZM177 256V255H176ZM213 256V255H212ZM228 256V257H227ZM106 257V256H105ZM123 257V256H122ZM174 259L177 261L180 260L179 258H175V255L173 256ZM198 257V256H197ZM214 257V256H213ZM109 259H113L108 257ZM107 258V259H108ZM141 258H145L146 257H141ZM168 258V257H167ZM171 259V257H169ZM168 258V259H169ZM193 260H196V256L192 257ZM208 258V257H207ZM210 258V257H209ZM226 258L229 259V253L225 254V260ZM121 259V258H119ZM124 259V258H123ZM122 259V261H123ZM129 259V258H127ZM172 259V260H174ZM214 259V260H215ZM264 260V258H262ZM106 260V259H105ZM126 260V259H125ZM132 260V259H131ZM131 260L129 261H124L118 264H141L140 262H131ZM165 260V259H164ZM213 260V259H212ZM211 262H215L214 260ZM248 260V258H247ZM109 261V260H108ZM112 261V260H110ZM139 261V260H138ZM142 261H144L142 259ZM167 259L163 262H166ZM189 261H191L189 259ZM235 261V260H233ZM255 261V260H254ZM179 262V261H178ZM219 262V260L217 262H215V264H217ZM112 263H116L112 261ZM176 263V261L173 262V264ZM189 263H194V261H191ZM188 263V264H189ZM143 264V263H142ZM145 264V263H144ZM150 264H152L150 262ZM154 264V263H153ZM158 264V262H157ZM166 264V263H165ZM169 264V263H168ZM247 264V261H246Z\"/></svg>",
	"mask_w": 264,
	"mask_h": 264
}]
</instances>
